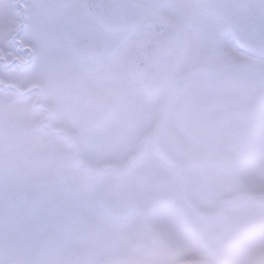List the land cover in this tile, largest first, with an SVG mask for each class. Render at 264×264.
<instances>
[{
    "label": "snow or ice",
    "instance_id": "obj_1",
    "mask_svg": "<svg viewBox=\"0 0 264 264\" xmlns=\"http://www.w3.org/2000/svg\"><path fill=\"white\" fill-rule=\"evenodd\" d=\"M0 264H264V0H0Z\"/></svg>",
    "mask_w": 264,
    "mask_h": 264
}]
</instances>
